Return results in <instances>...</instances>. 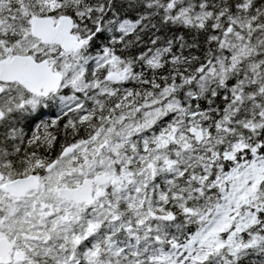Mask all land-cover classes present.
<instances>
[{
	"label": "snow or ice",
	"instance_id": "6c2138e0",
	"mask_svg": "<svg viewBox=\"0 0 264 264\" xmlns=\"http://www.w3.org/2000/svg\"><path fill=\"white\" fill-rule=\"evenodd\" d=\"M0 264H264V0H0Z\"/></svg>",
	"mask_w": 264,
	"mask_h": 264
}]
</instances>
